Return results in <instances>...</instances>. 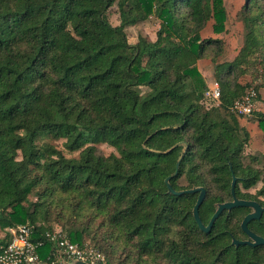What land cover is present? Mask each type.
<instances>
[{
	"label": "trees",
	"instance_id": "16d2710c",
	"mask_svg": "<svg viewBox=\"0 0 264 264\" xmlns=\"http://www.w3.org/2000/svg\"><path fill=\"white\" fill-rule=\"evenodd\" d=\"M150 15L155 39L130 43L129 26ZM241 18V47L218 62L222 39L201 33L210 20L213 32L224 29L222 0H0V227L28 223L34 238L61 229L105 264L262 261L254 247L231 244L245 237L248 207L224 210L206 232L192 212L198 192L173 194L165 181L175 191L203 187L204 225L231 200L232 175L238 198L264 205V181L250 191L260 173L243 161L248 133L231 110L248 86L258 100L264 88V0H245ZM205 57L217 105L197 68ZM257 122L264 130V113ZM248 227L264 235V214ZM53 249L46 241L42 254Z\"/></svg>",
	"mask_w": 264,
	"mask_h": 264
},
{
	"label": "rangeland",
	"instance_id": "374dc122",
	"mask_svg": "<svg viewBox=\"0 0 264 264\" xmlns=\"http://www.w3.org/2000/svg\"><path fill=\"white\" fill-rule=\"evenodd\" d=\"M225 12H226V19L224 21V29L218 33L213 32L212 30V22L210 20L204 30L201 33L203 37H217L222 39L223 41V49L222 54L217 56V61H230L236 55L238 49L241 47L243 42V35H244V27L243 21L241 18V9L245 2V0H222ZM109 19L111 23H117V8L116 5L112 6L109 9ZM159 27V19L154 16L150 15L145 21H141L135 25L129 26L127 29V39L130 43L136 41L138 36H143L148 40L155 39L156 30ZM218 52V50H215ZM197 68L201 72L206 85L211 84L212 81L215 80L214 77V63L211 62L209 57H205L197 62ZM240 79L243 82H247L250 80L249 74H245L241 76ZM259 81V80H257ZM254 86V85H253ZM264 88H262V93L260 95V99L255 97L254 100V111H252L250 116H238V122L241 126H244L248 133L247 139V150L244 153L243 161L245 164H252L254 168H256L260 173V179L251 187L250 191L252 193L258 190L264 181V160L262 159L261 155L264 152V130L259 126L257 122V114L264 113ZM261 90V89H260ZM260 94V93H259ZM261 107V109H259ZM52 144H54L57 148L61 149L65 156H77L78 151L76 152H68L62 146V140H52ZM95 146L99 149V151L104 154L108 155L110 153H117L115 148L106 144V143H97ZM183 150V149H182ZM252 155L257 156L258 160L251 161L250 157ZM179 184L184 185L185 181L180 178ZM261 199L264 202V196H261ZM54 224V223H52ZM2 231L0 230V236L2 235ZM9 234V233H8ZM3 236V235H2ZM87 242L84 243L86 245ZM91 245L90 243H88ZM92 246V245H91ZM46 251V249H44ZM110 264H118V259H114L110 262Z\"/></svg>",
	"mask_w": 264,
	"mask_h": 264
},
{
	"label": "built area",
	"instance_id": "2783aa9c",
	"mask_svg": "<svg viewBox=\"0 0 264 264\" xmlns=\"http://www.w3.org/2000/svg\"><path fill=\"white\" fill-rule=\"evenodd\" d=\"M256 94L255 87L248 86L243 95L233 102L231 110L237 116H250L254 111ZM205 95L216 105L219 103L220 90L215 80L207 85ZM8 233L9 238L0 245V264H63L64 260L70 259L95 263L97 258L104 263L103 256L91 245L72 242L61 229L46 231L43 238H34V227L22 223L10 227ZM46 241L54 249L42 254Z\"/></svg>",
	"mask_w": 264,
	"mask_h": 264
},
{
	"label": "water",
	"instance_id": "95a60500",
	"mask_svg": "<svg viewBox=\"0 0 264 264\" xmlns=\"http://www.w3.org/2000/svg\"><path fill=\"white\" fill-rule=\"evenodd\" d=\"M185 149L183 148V150L181 151V154L179 155V157L177 158L176 161V165H175V172L174 174L177 173L178 168H179V164L180 161L184 155ZM236 176L232 175V179H231V185H230V193H231V200L225 201V202H220L217 204L216 209L214 211V213L212 214L209 222L204 225L200 219L199 216V212H198V208L199 205L201 204V202L204 199L205 196V190L203 189V187L201 186H196L190 189H186V190H179V191H175L172 186L169 183V177L166 178V184L168 187V190L173 193V194H181L183 192L186 193H195L198 192V197L197 200L193 206L192 212H193V216L195 221L197 222L199 228L203 231L208 232L213 224V222L215 221V219L224 211V210H229L233 207H237V206H243V207H248L251 208L252 211H250L249 213H247L241 223L240 226L242 228L243 231L246 232V234L250 237V239H252V241L250 239L248 240H236V239H232L231 244L237 246L239 244H250V245H257V244H264V237L259 236L255 233H253L252 231H250L247 227V224L250 220L252 219H258L262 212L264 211V208L261 207L256 201L254 200H250V199H242V198H238L235 195V191H234V186H235V182H236ZM63 264H104L103 262H101L98 258L96 259L95 263H89L83 260H79V259H70V260H64ZM261 264H264L261 263Z\"/></svg>",
	"mask_w": 264,
	"mask_h": 264
},
{
	"label": "flooded vegetation",
	"instance_id": "af4514ba",
	"mask_svg": "<svg viewBox=\"0 0 264 264\" xmlns=\"http://www.w3.org/2000/svg\"><path fill=\"white\" fill-rule=\"evenodd\" d=\"M250 200H254V201H256L261 207L264 208V205H262L257 199H250ZM250 211H252L251 208H249L248 213H249ZM263 214H264V211L262 212L261 216H260L258 219H252V220H260V218L262 217ZM241 221H242V220H241ZM250 221H251V220H250ZM248 223H249V222H248ZM247 227H248V224H247ZM240 228H241V226H240ZM248 229H249L250 231H252L253 233L257 234V235L264 237V235H261V234L257 233L254 229L249 228V227H248ZM241 230H242V228H241ZM242 232H243V234H244L245 237H243V238H238V239L232 237V238H231V241H232L233 238L236 239V240H248V239H250V237L246 234L245 231L242 230ZM250 240L252 241V239H250ZM247 245H250V244H247ZM250 246H252V247L255 248L254 250H255L256 254H261L262 261L257 262V264H261V263H263V262H264V244H257V245H250Z\"/></svg>",
	"mask_w": 264,
	"mask_h": 264
},
{
	"label": "crops",
	"instance_id": "0c3cea01",
	"mask_svg": "<svg viewBox=\"0 0 264 264\" xmlns=\"http://www.w3.org/2000/svg\"><path fill=\"white\" fill-rule=\"evenodd\" d=\"M264 90V89H263ZM259 93L261 95L262 93V88L261 90L259 89ZM261 109V107L259 108ZM10 228V226H4V227H0V230L2 231V235L0 236V245L4 244L5 241L9 238V234H8V229Z\"/></svg>",
	"mask_w": 264,
	"mask_h": 264
}]
</instances>
